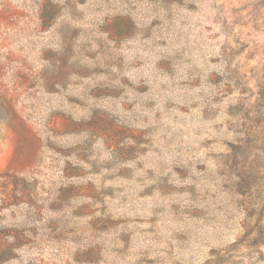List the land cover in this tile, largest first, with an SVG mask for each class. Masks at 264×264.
<instances>
[{
    "label": "rangeland",
    "instance_id": "obj_1",
    "mask_svg": "<svg viewBox=\"0 0 264 264\" xmlns=\"http://www.w3.org/2000/svg\"><path fill=\"white\" fill-rule=\"evenodd\" d=\"M0 264H264V0H0Z\"/></svg>",
    "mask_w": 264,
    "mask_h": 264
},
{
    "label": "trees",
    "instance_id": "obj_2",
    "mask_svg": "<svg viewBox=\"0 0 264 264\" xmlns=\"http://www.w3.org/2000/svg\"><path fill=\"white\" fill-rule=\"evenodd\" d=\"M6 253V250L5 249H2V248H0V257L3 255V254H5Z\"/></svg>",
    "mask_w": 264,
    "mask_h": 264
}]
</instances>
